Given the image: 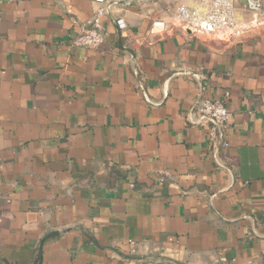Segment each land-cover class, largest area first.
I'll use <instances>...</instances> for the list:
<instances>
[{
	"label": "crops",
	"instance_id": "0c3cea01",
	"mask_svg": "<svg viewBox=\"0 0 264 264\" xmlns=\"http://www.w3.org/2000/svg\"><path fill=\"white\" fill-rule=\"evenodd\" d=\"M111 1L89 49L93 0H0V264H264V8L223 39ZM226 92L209 145L194 105Z\"/></svg>",
	"mask_w": 264,
	"mask_h": 264
},
{
	"label": "built area",
	"instance_id": "2783aa9c",
	"mask_svg": "<svg viewBox=\"0 0 264 264\" xmlns=\"http://www.w3.org/2000/svg\"><path fill=\"white\" fill-rule=\"evenodd\" d=\"M95 7L90 27L81 31L70 41L71 47L97 49L105 40L104 30L100 18L107 13L106 0H93ZM182 0L167 20L154 19L149 28L150 35L166 33L178 27L188 29L196 34H215L223 39H237L244 33L238 22L239 9L250 13H262L263 0ZM121 29L125 27L122 19L116 21ZM228 93L220 99L201 97L194 105L201 124L207 125V143L209 145L222 144L231 113L226 107Z\"/></svg>",
	"mask_w": 264,
	"mask_h": 264
},
{
	"label": "water",
	"instance_id": "95a60500",
	"mask_svg": "<svg viewBox=\"0 0 264 264\" xmlns=\"http://www.w3.org/2000/svg\"><path fill=\"white\" fill-rule=\"evenodd\" d=\"M115 3H117V2L111 1V2L107 3V5H106V10H107V14H108V15H109V7H110L112 4H115ZM114 25L117 27L116 22H114ZM125 49H126V51H129L127 48H125Z\"/></svg>",
	"mask_w": 264,
	"mask_h": 264
}]
</instances>
